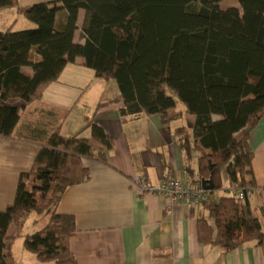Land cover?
I'll return each mask as SVG.
<instances>
[{"label": "trees", "instance_id": "obj_1", "mask_svg": "<svg viewBox=\"0 0 264 264\" xmlns=\"http://www.w3.org/2000/svg\"><path fill=\"white\" fill-rule=\"evenodd\" d=\"M57 0L19 7L0 0V10L16 8L33 29L0 31V138L10 140L23 106L39 101L64 68L78 62L104 81L116 83L118 114L159 117L170 124L177 104L195 118L190 134L176 132L186 173L208 196L222 188L221 170L235 188H254L250 131L264 116V0ZM58 4L60 6H58ZM66 13L63 26L56 15ZM85 12L82 44L74 43L78 12ZM28 69L30 75L24 73ZM103 104H100L101 106ZM95 115V114H94ZM88 137L56 130L41 146L32 166L17 181L11 204L0 210V264H10L12 237L30 214H46L47 224L26 235L23 248L40 263L77 264L69 250L72 216L57 207L69 187L90 179L83 161L107 164L113 139L88 121ZM197 156V172L189 166ZM211 187V189H209ZM197 217V240L227 254L254 243L264 254V230L249 199L220 197Z\"/></svg>", "mask_w": 264, "mask_h": 264}, {"label": "crops", "instance_id": "obj_2", "mask_svg": "<svg viewBox=\"0 0 264 264\" xmlns=\"http://www.w3.org/2000/svg\"><path fill=\"white\" fill-rule=\"evenodd\" d=\"M49 1L57 0H18V5ZM65 16L63 10L57 13L56 28L63 26ZM84 19L85 12L80 10L74 43L84 42ZM31 27L16 8L0 10V31ZM118 96L114 81L99 79L93 70L76 62L64 68L39 101L29 105L8 101L23 109L13 138H0V210L12 203L19 175L30 169L51 134L59 130L63 136L88 137L90 130L85 126L92 121L113 139V149L106 165L83 161L90 179L66 189L56 211L74 219L76 230L69 236L68 246L77 264H264V254L254 243L227 254L218 247L199 244L196 221L203 206L189 208L138 192V178L153 186L165 177L197 180L186 173L180 135L176 134H190L195 118L177 104L172 113L180 117L170 124H162L157 116L130 117L123 122L118 114L121 104L113 102ZM249 143L256 189L249 204L259 215V209L264 208L260 193L264 189V116L250 131ZM189 166L197 172L195 152H191ZM220 176L222 188L217 192L223 193L220 197L230 196L233 186L224 169ZM260 222L264 230V217Z\"/></svg>", "mask_w": 264, "mask_h": 264}, {"label": "built area", "instance_id": "obj_3", "mask_svg": "<svg viewBox=\"0 0 264 264\" xmlns=\"http://www.w3.org/2000/svg\"><path fill=\"white\" fill-rule=\"evenodd\" d=\"M135 186L140 193L164 197L172 203H183L189 208L204 206L208 203V191L198 180H179L172 177L163 178L159 185L153 186L145 178H138ZM255 188H235L229 190L234 201L244 202L252 197ZM264 196V189L260 190Z\"/></svg>", "mask_w": 264, "mask_h": 264}, {"label": "rangeland", "instance_id": "obj_4", "mask_svg": "<svg viewBox=\"0 0 264 264\" xmlns=\"http://www.w3.org/2000/svg\"><path fill=\"white\" fill-rule=\"evenodd\" d=\"M219 7L221 9H227L230 7L240 9L237 0H221L219 3ZM33 27L34 25L32 24V27L30 29H33ZM24 73L30 75V71L28 69H25ZM222 195L223 193L216 191L209 195V201L216 203L218 198ZM48 219L49 216L46 214H30V216H28V218L26 219L25 226L19 236H17L16 234L15 227L13 225L10 226V228L8 229V234L12 237H15L12 240V259L10 261L11 264H46L38 262L34 255L27 253L23 248V241L26 235H31L41 230L47 224Z\"/></svg>", "mask_w": 264, "mask_h": 264}, {"label": "water", "instance_id": "obj_5", "mask_svg": "<svg viewBox=\"0 0 264 264\" xmlns=\"http://www.w3.org/2000/svg\"><path fill=\"white\" fill-rule=\"evenodd\" d=\"M204 187V185H202ZM209 189H211V187H209Z\"/></svg>", "mask_w": 264, "mask_h": 264}]
</instances>
